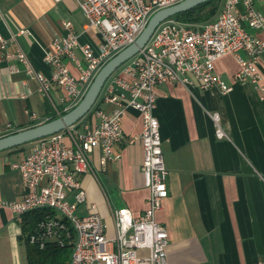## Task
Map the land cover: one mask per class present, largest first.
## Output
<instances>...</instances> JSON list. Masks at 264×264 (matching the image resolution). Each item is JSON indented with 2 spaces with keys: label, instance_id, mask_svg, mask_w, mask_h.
I'll return each instance as SVG.
<instances>
[{
  "label": "crops",
  "instance_id": "0c3cea01",
  "mask_svg": "<svg viewBox=\"0 0 264 264\" xmlns=\"http://www.w3.org/2000/svg\"><path fill=\"white\" fill-rule=\"evenodd\" d=\"M255 8L264 12V0ZM67 21L79 45L100 43V36L86 27L75 0H0V36L7 42L5 48L0 44V138L46 123L68 106L61 87L40 92L39 83L14 57L22 49L33 69L50 78L52 68L45 56L55 38L66 35ZM256 35L264 39L263 33ZM75 55L82 62L79 47ZM66 63L77 75L76 63ZM12 66L19 72L11 74ZM214 68L232 85L230 93L175 84L155 90L153 116L168 173V197L156 219L168 234V264H264V103L252 86L233 81L237 65L231 55L219 59ZM258 68L264 77V54ZM213 113L226 139L215 137L209 117ZM89 123L93 128L92 112ZM121 130L122 140L113 146L117 160L101 167L99 149L88 155L90 170L81 177L86 202L77 208L83 215L89 204L108 221L110 208L119 206L139 216L146 207L142 146L138 139L129 143L142 131L139 114L127 111ZM28 145L0 152V264H29L26 240L35 225L24 231L12 210L2 205L25 198L21 173L12 165L24 160L33 146ZM64 253L68 259L61 264H70V251H63V258Z\"/></svg>",
  "mask_w": 264,
  "mask_h": 264
},
{
  "label": "built area",
  "instance_id": "2783aa9c",
  "mask_svg": "<svg viewBox=\"0 0 264 264\" xmlns=\"http://www.w3.org/2000/svg\"><path fill=\"white\" fill-rule=\"evenodd\" d=\"M181 1L75 0L86 27L100 36L97 46L79 45V36L67 21L66 35L55 38L45 56L52 68L50 78L33 69L22 49L14 57L26 75L39 83L40 92L47 94L52 85L65 91L69 103L66 112L82 100L102 66L134 43L155 12ZM259 1L224 0L215 19L201 25L173 19L163 22L144 48L104 84L96 102L99 107L92 111L93 128L90 115H86L66 131L33 143L24 160L12 165L21 173L26 195L21 202L2 205L10 208L20 222L32 211L53 212L35 224L28 236L31 245L40 250L48 246L67 249L70 264H168V234L156 219L168 197V173L159 125L153 116L155 90L160 85L175 84L187 89L217 88L226 95L233 87L215 73L214 66L223 56L231 55L237 65L233 81L252 86L264 103V77L258 68L264 39L256 35L264 34V12L255 8ZM0 44L3 48L7 44L1 36ZM77 47L82 62L75 55ZM67 60L76 63L77 75L71 72ZM9 71L18 73L19 69L12 66ZM129 110L138 113L142 120L140 135L129 143L138 139L142 146L146 207L139 216H133L126 208H110L109 225L96 212L95 204H89L87 213L78 216L77 208L86 202L81 177L90 170L88 155L99 149L101 167L120 157L113 153V146L122 140L121 120ZM209 117L215 137L226 139L218 114Z\"/></svg>",
  "mask_w": 264,
  "mask_h": 264
},
{
  "label": "water",
  "instance_id": "95a60500",
  "mask_svg": "<svg viewBox=\"0 0 264 264\" xmlns=\"http://www.w3.org/2000/svg\"><path fill=\"white\" fill-rule=\"evenodd\" d=\"M209 1L211 0H183L176 5L155 12L150 17L146 27L134 43L119 52L102 66L77 106L67 114L60 115L56 119L0 138V152L35 143L66 131L76 125L77 122L83 119L94 107L100 92L109 77L144 48L160 24L169 20L173 16L187 12Z\"/></svg>",
  "mask_w": 264,
  "mask_h": 264
},
{
  "label": "trees",
  "instance_id": "16d2710c",
  "mask_svg": "<svg viewBox=\"0 0 264 264\" xmlns=\"http://www.w3.org/2000/svg\"><path fill=\"white\" fill-rule=\"evenodd\" d=\"M221 4H222V0H211L187 12L173 16L169 20L173 19L187 24L201 25L215 19L216 15L220 11ZM95 108L96 107H93V109ZM72 109L63 112L61 115L67 114ZM56 118L57 116L53 117L51 120ZM47 214L52 215L53 212H49L48 210L45 209V210L32 211L26 214L22 221L24 231H27L30 227H33L37 222L42 220L44 216H46ZM26 243H27L29 264H61L68 259L67 254L64 253L66 255L65 258H63V254H62L63 251L67 249H60L55 246H48L45 250H40L37 246L29 244L28 240H26Z\"/></svg>",
  "mask_w": 264,
  "mask_h": 264
},
{
  "label": "rangeland",
  "instance_id": "374dc122",
  "mask_svg": "<svg viewBox=\"0 0 264 264\" xmlns=\"http://www.w3.org/2000/svg\"><path fill=\"white\" fill-rule=\"evenodd\" d=\"M117 71H118V70H117ZM117 71H116V72H117ZM116 72H115V73H116ZM95 106H96V104L94 105V107H95ZM92 111H93V108L89 111V113L87 114V116L90 115V113H91ZM32 145H33V143H32ZM28 146H30V144H29ZM117 208H119V206H118ZM117 208H116V209H117ZM77 215H78V216H84V215L82 214L81 211H78V212H77ZM105 221H106V223L109 225V221H108V219H105Z\"/></svg>",
  "mask_w": 264,
  "mask_h": 264
}]
</instances>
